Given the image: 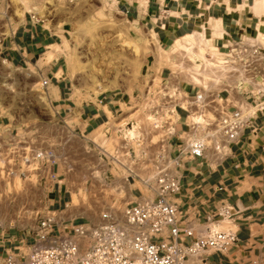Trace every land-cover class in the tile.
Here are the masks:
<instances>
[{"label":"built area","instance_id":"built-area-1","mask_svg":"<svg viewBox=\"0 0 264 264\" xmlns=\"http://www.w3.org/2000/svg\"><path fill=\"white\" fill-rule=\"evenodd\" d=\"M205 54L223 70L213 87L180 80L169 70L166 82L143 85L140 108L112 127L116 136L108 151L112 168L138 184L142 197L120 213L101 212L99 222L74 223L68 232L54 233L55 215L47 209L36 211L35 240L28 251L7 253L0 264H201L204 253L226 251L236 243L235 232L215 228L210 219L194 237L193 229L181 226L170 196L180 189L184 161L207 153L213 161L221 160L254 115L264 111V98L256 103L235 99L237 89L247 86L264 96V47L255 35ZM47 84L43 79L42 85ZM180 122L184 129L178 131ZM106 134L109 125L103 129ZM23 143L7 145L15 153L16 167L25 163L43 172L54 164L51 151ZM48 177L57 182L54 172ZM232 214L230 207L220 205L213 216L229 219ZM186 237L193 240L186 242Z\"/></svg>","mask_w":264,"mask_h":264},{"label":"rangeland","instance_id":"rangeland-1","mask_svg":"<svg viewBox=\"0 0 264 264\" xmlns=\"http://www.w3.org/2000/svg\"><path fill=\"white\" fill-rule=\"evenodd\" d=\"M5 3L7 8L0 12L6 13L11 21L23 17L25 11L31 9L30 0H5ZM114 3V0H44L43 8L37 10L48 11L66 23L68 39L52 50H56L54 57L60 55L58 62L63 68L56 77L66 82L67 92L74 97L76 104L90 107L105 96H122L127 101L120 110L109 114L108 122L93 131L88 127L84 130L85 122L81 119L79 122L77 109L67 115L58 113L57 102L47 94V86L42 85L46 78H43L44 66H40L43 65L40 61L36 65L16 68L0 58V120L9 123V129L14 132L0 145V216L3 227L12 225L24 234L34 236L35 213L45 207L44 189H50L53 184L48 177L50 172L57 175L56 183L67 185L71 195L67 211L61 216L99 222L101 212L120 213L130 197H126L125 185L118 180L126 179V173L112 168L108 154L116 141L113 125L140 108L143 85L166 82L169 70L177 72V78L184 80L187 71L184 67L188 61L194 65L193 70L200 67L202 50L196 54L198 59L193 52L185 50L188 56L183 66L180 65L178 55L173 52L175 41L172 47H161L152 33L136 36ZM253 10L264 13V7H253ZM3 26L6 27L5 20L0 15V37L7 32ZM261 38L259 35L258 39L262 41ZM125 40L135 43L138 52L126 45ZM205 43L210 44L207 39ZM154 58L155 67L150 68ZM162 68L166 73L161 77L159 70ZM197 81L194 84H203V81ZM75 124L80 128H74ZM108 125L110 134L105 136L103 129ZM18 141L51 151L54 164L50 163L43 172L32 170V166L25 163L16 167L15 153H10L7 145ZM207 155L212 158L211 153ZM8 170L14 173L6 174ZM45 181L48 184L45 185ZM39 183L44 188H39ZM73 198L76 205H73Z\"/></svg>","mask_w":264,"mask_h":264},{"label":"crops","instance_id":"crops-1","mask_svg":"<svg viewBox=\"0 0 264 264\" xmlns=\"http://www.w3.org/2000/svg\"><path fill=\"white\" fill-rule=\"evenodd\" d=\"M43 2L44 0H30L31 9L26 10L23 17L14 21H11L6 13L0 12L5 20L6 27H3L7 29L0 37V58L16 68L36 65L40 61L39 63L43 64L40 66H44L43 78L48 80L47 94L57 102L58 113L67 115L72 113V109H77L79 122L80 119L85 122L84 130L88 127L93 131L108 122L109 114L113 115L120 110L122 104L127 101L122 96H105L90 107L76 104L74 97L67 92L66 82L63 78L56 77L63 68L58 62L60 55L54 57L56 50H52L68 39L69 31L66 23L53 17L48 11H37L43 8ZM114 2L130 24L132 33L136 36L152 33L161 47H172L177 38L194 32L203 34L211 45L221 49H225L234 41L258 34L264 41V13H256L253 10L255 0ZM6 8L5 0H0V10ZM218 21L221 33L215 36L213 33ZM47 52L52 54L48 62L45 60ZM149 62L147 60V63ZM149 66L155 67V58ZM159 73L162 77L166 71L162 68ZM184 87L189 91L190 86ZM263 98L262 95L254 94L250 86L245 90L237 89L235 95L236 101L249 103H256ZM8 126L9 123L0 120V145L14 134ZM74 128H80L79 124H75ZM183 129L184 123H178L177 130ZM173 141L175 142L176 138ZM180 174V189L170 196V200L177 204L181 226L193 229L194 237H197L210 219L215 228L231 230L237 236L236 243L228 250L204 253L201 264H264V111L254 115L249 127L236 141L229 144L221 160L215 162L207 154L204 158L187 159L180 169ZM118 180L125 185L126 197H130L126 204L142 197L143 190L135 183L126 179ZM38 186L44 188L41 183ZM68 190L67 185L62 183H55L50 189H44L46 204L40 212L44 213V209H47L55 215L54 233L68 232L72 224L87 222L81 217L76 219L77 217L61 216L67 211L68 202L71 200L68 201L71 197ZM220 205L231 208L233 214L229 219L213 216ZM34 240L35 236L24 234L21 229L12 225L3 227L2 222L0 261L7 253L18 254L29 249ZM192 240L193 237L185 238L186 242Z\"/></svg>","mask_w":264,"mask_h":264},{"label":"bare ground","instance_id":"bare-ground-1","mask_svg":"<svg viewBox=\"0 0 264 264\" xmlns=\"http://www.w3.org/2000/svg\"><path fill=\"white\" fill-rule=\"evenodd\" d=\"M253 7L255 9L264 7V0H255V3L253 5ZM221 33V27L219 24V21L217 22L216 26H215V30L213 35L218 36ZM263 39V38H261ZM205 36L203 34H200L198 32H194V33H190V34H186L180 38H177L175 40V51H173L174 53H176V56L178 55V59H180V65L183 66V61L186 59V56H188L187 52L185 50H190L191 52L194 53L195 57L196 54L199 55L200 51L202 50L203 54H202V61L199 64V69L197 71L193 70L194 69V65H192L191 61H188L189 64H185V69L186 71V75L184 78L185 80L194 83V81L199 80V81H203L204 86L207 87H213V85L216 83L215 81L223 74V70L220 68V65L213 63L211 60H209L206 57L205 51L206 50H212V48L214 49L216 46L210 45L209 46L205 43ZM124 42V41H123ZM126 45L128 46H132L134 51L137 53L138 52V46L135 43H131V42H127V40H125ZM263 46H264V41L262 40ZM210 48V49H209ZM48 53V52H47ZM121 53V52H120ZM46 54H44L45 56ZM115 55V54H114ZM52 58V54L48 53L46 55V61H50ZM198 58V57H197ZM201 60V59H200ZM197 61V60H196ZM191 64V65H190ZM83 67V66H82ZM197 68V67H196ZM87 71V70H86ZM97 71H99L97 69ZM96 71V73H97ZM172 73H176L178 75L177 72H172ZM94 75V74H93ZM198 83V81H197ZM51 88V87H50ZM77 198V197H76ZM74 200V198H73ZM73 205H76V201L74 200Z\"/></svg>","mask_w":264,"mask_h":264}]
</instances>
